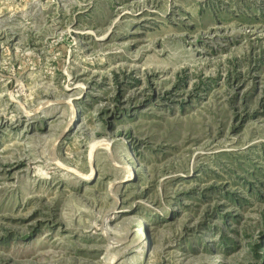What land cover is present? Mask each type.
<instances>
[{
    "label": "rangeland",
    "instance_id": "1",
    "mask_svg": "<svg viewBox=\"0 0 264 264\" xmlns=\"http://www.w3.org/2000/svg\"><path fill=\"white\" fill-rule=\"evenodd\" d=\"M0 264H264V0H0Z\"/></svg>",
    "mask_w": 264,
    "mask_h": 264
},
{
    "label": "bare ground",
    "instance_id": "2",
    "mask_svg": "<svg viewBox=\"0 0 264 264\" xmlns=\"http://www.w3.org/2000/svg\"><path fill=\"white\" fill-rule=\"evenodd\" d=\"M99 144H103V143H102V142H94V143H92L91 148H90V151H89V157H90V158L92 157L93 152L97 149V146H98ZM95 152H96V151H95ZM90 162H91V161H90ZM129 168H130V166L128 165L127 168L124 169V170H127V169H129ZM130 169H131V168H130ZM127 173H129V172H127Z\"/></svg>",
    "mask_w": 264,
    "mask_h": 264
}]
</instances>
